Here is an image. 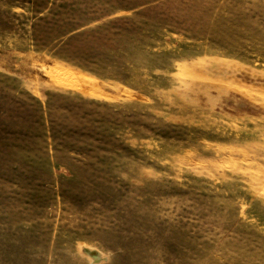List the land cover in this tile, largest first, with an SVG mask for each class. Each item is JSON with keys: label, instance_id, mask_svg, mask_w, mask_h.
Wrapping results in <instances>:
<instances>
[{"label": "rangeland", "instance_id": "rangeland-1", "mask_svg": "<svg viewBox=\"0 0 264 264\" xmlns=\"http://www.w3.org/2000/svg\"><path fill=\"white\" fill-rule=\"evenodd\" d=\"M0 264H264V0H0Z\"/></svg>", "mask_w": 264, "mask_h": 264}, {"label": "bare ground", "instance_id": "bare-ground-1", "mask_svg": "<svg viewBox=\"0 0 264 264\" xmlns=\"http://www.w3.org/2000/svg\"><path fill=\"white\" fill-rule=\"evenodd\" d=\"M101 91V90H100ZM98 93V92H97ZM102 94H103V92H102ZM105 94V93H104ZM93 256V255H92ZM92 258V257H91ZM94 259V258H93Z\"/></svg>", "mask_w": 264, "mask_h": 264}]
</instances>
